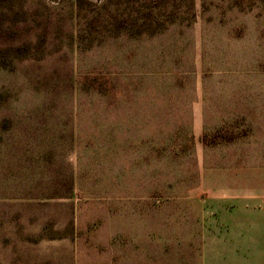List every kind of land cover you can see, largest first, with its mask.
<instances>
[{
    "label": "rangeland",
    "instance_id": "374dc122",
    "mask_svg": "<svg viewBox=\"0 0 264 264\" xmlns=\"http://www.w3.org/2000/svg\"><path fill=\"white\" fill-rule=\"evenodd\" d=\"M0 264H264V0H0Z\"/></svg>",
    "mask_w": 264,
    "mask_h": 264
}]
</instances>
